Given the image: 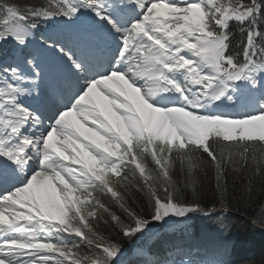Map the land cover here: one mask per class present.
<instances>
[{"label":"snow or ice","instance_id":"1","mask_svg":"<svg viewBox=\"0 0 264 264\" xmlns=\"http://www.w3.org/2000/svg\"><path fill=\"white\" fill-rule=\"evenodd\" d=\"M234 207L264 231V0H0V264H231L125 244Z\"/></svg>","mask_w":264,"mask_h":264},{"label":"trees","instance_id":"2","mask_svg":"<svg viewBox=\"0 0 264 264\" xmlns=\"http://www.w3.org/2000/svg\"><path fill=\"white\" fill-rule=\"evenodd\" d=\"M20 3L24 2H32L37 4H44L46 0H18ZM252 210L249 209L247 215H251ZM221 221L220 223H218ZM200 227L208 225L211 230L221 229V231L225 232V235L231 239L230 241L241 240L240 238L244 235L246 238H250L253 235L258 236L257 243H259V248L255 251V254L250 258L259 259L261 254H264V231H261L259 228L253 227L251 223L248 222L245 213L241 211H237L234 207L231 212L227 215L226 218L222 217L220 220L217 218H205V220L200 221L198 224ZM246 229H250V234L246 235ZM244 257H247V253H245ZM240 257L234 264H240Z\"/></svg>","mask_w":264,"mask_h":264}]
</instances>
